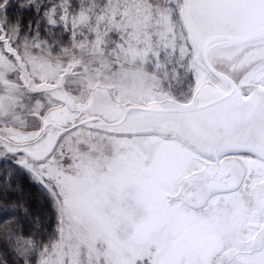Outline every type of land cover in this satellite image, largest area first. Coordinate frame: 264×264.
<instances>
[{
  "label": "snow or ice",
  "instance_id": "obj_1",
  "mask_svg": "<svg viewBox=\"0 0 264 264\" xmlns=\"http://www.w3.org/2000/svg\"><path fill=\"white\" fill-rule=\"evenodd\" d=\"M0 264H264V0H0Z\"/></svg>",
  "mask_w": 264,
  "mask_h": 264
},
{
  "label": "trees",
  "instance_id": "obj_2",
  "mask_svg": "<svg viewBox=\"0 0 264 264\" xmlns=\"http://www.w3.org/2000/svg\"><path fill=\"white\" fill-rule=\"evenodd\" d=\"M31 193H32V204H33V208L35 209L37 204H36V197L38 196L37 191L35 190V188L31 189Z\"/></svg>",
  "mask_w": 264,
  "mask_h": 264
}]
</instances>
